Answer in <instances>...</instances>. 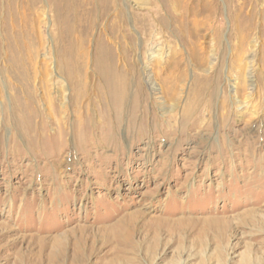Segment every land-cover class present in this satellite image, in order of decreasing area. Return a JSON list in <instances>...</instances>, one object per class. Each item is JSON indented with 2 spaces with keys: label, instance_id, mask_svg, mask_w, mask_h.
Instances as JSON below:
<instances>
[{
  "label": "rangeland",
  "instance_id": "rangeland-1",
  "mask_svg": "<svg viewBox=\"0 0 264 264\" xmlns=\"http://www.w3.org/2000/svg\"><path fill=\"white\" fill-rule=\"evenodd\" d=\"M0 264H264V0H0Z\"/></svg>",
  "mask_w": 264,
  "mask_h": 264
},
{
  "label": "bare ground",
  "instance_id": "bare-ground-1",
  "mask_svg": "<svg viewBox=\"0 0 264 264\" xmlns=\"http://www.w3.org/2000/svg\"><path fill=\"white\" fill-rule=\"evenodd\" d=\"M175 1V0H174ZM167 3V2H166ZM180 4V3H179ZM184 4V3H183ZM115 5V4H114ZM163 5V4H162ZM157 6V5H156ZM164 6V5H163ZM169 6V5H168ZM168 8V7H167ZM128 10V9H127ZM120 11V10H119ZM157 11V10H156ZM155 11V12H156ZM166 11H168V10H166ZM158 12V11H157ZM152 14H153V12H152ZM116 15V14H115ZM123 15H124V12L123 11H120L119 13H118V15L116 16V19H115V21L117 22L119 19L121 20V21H124V19L125 18H123ZM131 15V14H130ZM166 15H167V13H166ZM170 15V14H169ZM133 17V16H132ZM145 17V16H144ZM149 17V16H148ZM134 19V18H133ZM183 19V18H182ZM145 20V18H140V20L139 19H137L136 18V22H137V24L139 25V24H141V28H142V26L143 27H148V25H146V23H147V21H144ZM157 20V19H156ZM195 20H197V19H195ZM194 22V21H193ZM162 24H164V22H162ZM197 24H199V23H197ZM123 25V24H122ZM115 27V26H114ZM160 27V26H159ZM151 28V27H150ZM121 29H122V27H121ZM151 30V29H150ZM126 32V31H125ZM146 32V31H145ZM149 32V31H148ZM143 35H144V33H143ZM142 35V36H143ZM145 36V35H144ZM151 36V35H150ZM147 37H148V35H147ZM126 37H124V39H125ZM145 39H146V37H145ZM129 40V39H128ZM112 42V41H111ZM119 42V41H118ZM145 42V41H144ZM143 42V43H144ZM114 43V42H113ZM146 43V42H145ZM151 43V42H150ZM156 43V42H155ZM197 43V42H196ZM190 44V43H189ZM98 45V44H97ZM150 45V44H149ZM194 45V44H193ZM105 46V45H104ZM146 46V45H145ZM199 46V45H198ZM133 47V46H132ZM147 47V46H146ZM197 47V46H196ZM115 49V48H114ZM120 49V48H119ZM133 49H135V48H133ZM131 50V49H130ZM146 50V49H145ZM198 50V49H197ZM126 51H127V48H123V51L122 52H120V60H121V64H124L123 65V68L122 69H115V68H117V67H114V66H109V67H106V61H105V59H100V61H99V63H98V68L101 70V75L103 76V77H105L106 78V80L108 81V83H107V85L110 87V88H112L113 90H115L116 92H118V95H117V99H116V101H117V104H118V102H121L122 101V99H123V95H124V89L126 88L125 86L127 85V83H128V80L126 79V78H130V77H133V76H135L134 75V73L133 72H131V68H130V65H128V62L126 61V55H125V53H126ZM147 51V50H146ZM195 51V50H194ZM202 52H204V51H202ZM132 53V52H131ZM200 53V52H199ZM104 54H105V56L107 57V60H113V58H112V56H111V53H110V50L108 49V48H104ZM175 54V53H174ZM178 54V53H177ZM183 55V54H182ZM172 56V55H171ZM174 56V55H173ZM177 57H175L174 58V69L175 70H177V69H179L180 68V63L182 62V59L180 58L181 56H178V55H176ZM203 56V55H202ZM193 59V58H192ZM202 59H204V58H202ZM194 60V59H193ZM133 61V60H132ZM173 61V60H172ZM153 62V61H152ZM119 63V62H118ZM145 63V62H144ZM97 64V63H96ZM109 64V63H108ZM120 64V63H119ZM158 64V63H157ZM171 64V63H170ZM173 64H172V66H173ZM135 65V64H134ZM150 66H152V65H150ZM161 66V65H160ZM163 66V65H162ZM168 66V65H167ZM184 66V65H183ZM122 67V66H121ZM156 67H157V65H156ZM118 68H120V67H118ZM144 68V67H143ZM153 68V67H152ZM160 68V67H159ZM155 69V68H154ZM164 69V68H163ZM173 69V70H174ZM182 69V68H181ZM186 69V68H185ZM184 69V70H185ZM138 70V69H137ZM174 70V71H175ZM127 71V72H126ZM148 71V70H147ZM123 72H126L127 73V75L126 74H124ZM136 72V71H135ZM164 72V71H163ZM170 72V71H169ZM185 72V71H184ZM183 72V73H184ZM174 73H177L176 71L174 72ZM152 74V73H151ZM150 74V75H151ZM194 74V73H193ZM165 75V74H164ZM167 75V74H166ZM176 75V74H175ZM178 75V74H177ZM181 75V74H180ZM184 75H186V74H184ZM184 75H183V77H184ZM125 76H127V77H125ZM136 77V76H135ZM156 77V81H154L155 83L156 82H158L159 81V74L158 75H156L155 76ZM166 77V76H165ZM167 78V77H166ZM170 78H172V77H170ZM185 78V77H184ZM143 79V78H142ZM163 79V78H162ZM196 79V78H195ZM145 80H147V82H149L150 83V81H151V78H150V76L148 75L146 78H145ZM165 80V79H164ZM177 80H179V79H177ZM183 80V79H182ZM106 81V82H107ZM160 81H161V79H160ZM160 81H159V83L158 84H161L160 83ZM188 81V80H187ZM143 82V81H142ZM166 82V81H165ZM170 81H168V83H169ZM186 82V81H185ZM164 83V82H163ZM167 83V84H168ZM134 84V83H133ZM155 85H157V83L155 84ZM150 86V85H149ZM133 87V86H132ZM158 87V86H157ZM161 87H162V85H161ZM169 87V86H168ZM183 88V87H182ZM129 89V88H128ZM134 89V88H133ZM100 90V89H99ZM126 90V89H125ZM167 90V89H166ZM171 90V89H170ZM170 90L168 91V92H170ZM173 90V89H172ZM171 90V91H172ZM180 91V90H179ZM133 92V91H132ZM174 92V91H173ZM181 92V91H180ZM110 93V92H109ZM130 93V92H129ZM144 93H145V91H144ZM126 94V93H125ZM146 94V93H145ZM171 94V93H170ZM169 94V95H170ZM115 95V94H114ZM129 95V94H128ZM168 95V94H167ZM175 95V94H174ZM98 96V95H97ZM180 96V95H179ZM116 97V96H115ZM136 97V96H135ZM145 97V96H144ZM137 98V97H136ZM168 99H169V97H168ZM103 100V99H102ZM115 100V99H114ZM128 100V99H127ZM140 100V99H139ZM179 100V99H178ZM195 100V99H194ZM200 100V99H199ZM111 101V100H110ZM178 102V101H177ZM195 102V101H194ZM242 102V101H241ZM196 103H198V102H196ZM30 105V104H29ZM111 105H113V104H111ZM132 105V104H131ZM22 106V105H21ZM244 106V105H243ZM23 107V106H22ZM113 107V106H112ZM121 107V106H120ZM119 107V108H120ZM123 107V106H122ZM98 108H100V107H98ZM97 108V109H98ZM104 108V107H103ZM124 108V107H123ZM122 109V108H121ZM92 110V109H91ZM103 110V109H102ZM84 111V110H83ZM95 111V110H94ZM85 112V111H84ZM29 113H31V112H29ZM82 113V112H81ZM120 113V112H119ZM37 114V113H36ZM84 114V113H83ZM132 114V113H131ZM131 114H130V117H131ZM118 115V114H117ZM135 115V114H134ZM96 116V115H95ZM136 116V115H135ZM33 117V116H32ZM119 117V116H118ZM85 118V117H84ZM36 119H37V117H36ZM85 120V119H84ZM115 122V121H114ZM116 122H118V121H116ZM132 122V121H131ZM83 125V124H82Z\"/></svg>",
  "mask_w": 264,
  "mask_h": 264
}]
</instances>
